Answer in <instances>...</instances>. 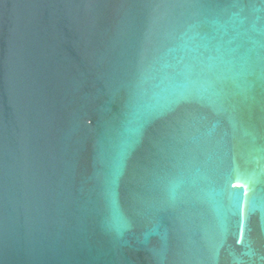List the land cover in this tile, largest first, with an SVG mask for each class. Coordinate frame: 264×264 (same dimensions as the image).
Segmentation results:
<instances>
[{
    "label": "water",
    "instance_id": "water-1",
    "mask_svg": "<svg viewBox=\"0 0 264 264\" xmlns=\"http://www.w3.org/2000/svg\"><path fill=\"white\" fill-rule=\"evenodd\" d=\"M0 264H264V0H0Z\"/></svg>",
    "mask_w": 264,
    "mask_h": 264
}]
</instances>
